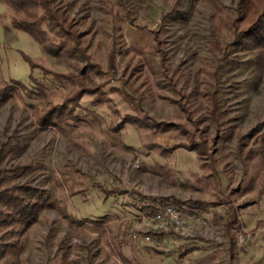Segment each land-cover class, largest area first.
<instances>
[{
    "label": "rangeland",
    "instance_id": "obj_1",
    "mask_svg": "<svg viewBox=\"0 0 264 264\" xmlns=\"http://www.w3.org/2000/svg\"><path fill=\"white\" fill-rule=\"evenodd\" d=\"M123 1L127 15L122 36L117 37L116 74L105 86L113 101L96 103L92 95L83 94L76 110L81 118L66 125L65 131L37 123L28 106L35 97L21 91L4 98L3 86L11 77L34 86L25 54L57 71L71 67L65 56L43 50L27 31L14 27L10 8L0 1V148H4L0 149V165H27L29 170L19 178L21 182L48 189L84 221L73 229L55 209H43L38 221L25 231L14 225L0 232V241L21 240L24 245L18 255L6 256L0 264H51L65 246L72 264H127L125 259L133 264H264V191L260 193L264 190V44L234 42L238 0ZM61 2H71L70 14L77 27L92 38L89 51L105 66L111 27L114 22L121 24L120 19L114 20L102 0ZM152 29L159 30L177 86L194 93L186 103L191 111L168 99L176 93L159 87L153 72L144 67L132 81V86L144 93L140 106L155 120L175 125L161 129L126 122L119 130L112 129L110 124L125 112H135L111 88L119 85L118 77L127 72L129 60L144 59L143 53L133 55L131 46L143 48L158 66V54L152 52ZM211 41L218 44L216 55L211 52ZM33 74L48 82L50 95L60 96L62 85L44 76L40 68H34ZM206 80H211L218 92L223 126L232 130L229 139L218 140L216 151L209 149L215 157L217 185L206 175L194 150L181 145L161 154L147 146L150 142L163 146L185 142L190 132L195 134V128L209 125L205 102L194 92ZM113 107L120 112L118 116ZM209 133L211 138L214 131ZM238 134L246 135L253 150L246 159L237 153ZM98 183L123 192L105 196ZM221 198L240 206L229 233L222 220L227 205L211 204ZM195 199L202 206L193 209L206 220L191 221L193 238L175 236L158 242L141 238L140 233L152 230L151 221L141 216L143 204L187 205Z\"/></svg>",
    "mask_w": 264,
    "mask_h": 264
},
{
    "label": "trees",
    "instance_id": "obj_2",
    "mask_svg": "<svg viewBox=\"0 0 264 264\" xmlns=\"http://www.w3.org/2000/svg\"><path fill=\"white\" fill-rule=\"evenodd\" d=\"M0 1L10 8L8 14L14 27L27 31L42 46L43 50L57 57L65 56L67 64L71 67L70 70L57 71L25 54L24 57L30 64L29 77L33 80L34 86H27L24 81L11 77L9 82L3 86L4 98L11 97L16 92L21 93V91L29 97H35L36 101L28 103V106L35 114L37 123L43 127L52 125L61 131H65L66 125H74V123H77V120H80L81 116L76 110L80 106V99L83 94L92 95L96 103H112L113 98L107 95L105 86L114 79L113 77L116 74L114 68L118 50L117 37L122 36L123 22L126 20L125 16L127 15L123 0H116L113 3H109L108 0H102L109 7V11L111 10L114 20L118 18L121 21V24L116 25L115 22L112 24L111 44L104 50L105 66H102L99 61L95 60L89 51L92 38L91 36L85 37V30H80L77 27V22L70 14L71 2L62 3L61 0ZM115 5L118 6L114 12ZM234 20V28L237 27L236 30L233 29L235 35L234 42L237 45H247L250 43H254L255 45L264 44V0H238ZM240 23L244 25L242 26ZM150 33L152 52L158 54L159 57L158 66L155 67L152 64L143 48L137 49L136 46H131L133 55L143 53L144 59H139L137 62L129 60L131 64H127V72L126 70L123 71L118 77L120 81L119 85L112 86L111 88L116 90L135 112H125L119 121L110 124L112 129L119 130L126 122L137 125H155L161 129L169 128L173 124L155 120L153 116L147 114L140 106V99L144 98V93L133 87L132 81L133 75L140 73L144 67L153 72L152 76L155 77V83L159 87H168L174 91V94L176 93V96L179 95L177 97L167 96L168 99L176 102L184 111H191L186 103L194 93L184 92L177 86V80L174 78V74L169 71L166 63L168 56L163 48V40L160 37L159 30L152 29ZM217 47V42L211 41L210 48L213 55H216L215 49ZM36 67L40 68L43 75L51 81L62 85L63 89L59 97L55 98L53 95H50L51 88L47 81L34 76L33 69ZM217 73L218 67L215 68L212 75L215 76ZM95 76L104 77V79L97 81ZM194 92L200 95L201 99L205 102V112L209 125L204 128H195V134L189 131V136H187L185 142H178L172 146H163L158 142H150L147 146L157 149L161 154L171 153L174 148L181 145L194 150L200 160L201 166L206 169V175L213 179L215 185H217V169L214 165L215 157L209 152V149L216 151L218 140L225 141L229 139L232 136V130L231 128L226 129L223 126L222 113L220 106H218V92L213 86L212 81L206 80L205 84ZM113 110L117 116L120 114L117 108L113 107ZM199 119L198 121H200ZM209 131H214V135L211 138H209ZM198 136L199 138H197ZM247 143L246 135L238 134L237 153L244 159L253 154L252 148H249ZM122 144L130 147L125 142H122ZM28 170L29 167L27 165H16L12 168L0 165V232L14 225L20 226L25 231L38 221L41 212L45 208L55 209L73 229H78L82 226L84 221L77 218L56 198H53L48 189L39 188L20 181L19 178L25 175ZM97 187L105 196L111 193L123 192L119 188H111L101 183H98ZM262 191L264 190H260V193ZM200 203L199 200L195 199L190 200L187 205L193 208V206H202ZM218 203H225L227 205L228 210L226 215L222 217V220L227 233H229L232 226L237 222L238 208L240 206L239 204H232L229 199L223 200L222 198L211 202V204ZM91 221L101 220L92 219ZM23 246L21 240L16 242L0 241V260L6 256L18 255L22 251ZM65 248L66 246L58 250L60 253L56 255V259L51 264H72V260L68 258ZM125 261L127 264H133L129 259H125ZM88 264L96 263L89 262Z\"/></svg>",
    "mask_w": 264,
    "mask_h": 264
},
{
    "label": "built area",
    "instance_id": "obj_3",
    "mask_svg": "<svg viewBox=\"0 0 264 264\" xmlns=\"http://www.w3.org/2000/svg\"><path fill=\"white\" fill-rule=\"evenodd\" d=\"M141 213L142 218L148 219L152 224V230L140 233L141 238L149 242L175 236L181 240L193 238L195 228L191 221L206 220L196 209L173 202H147L141 206Z\"/></svg>",
    "mask_w": 264,
    "mask_h": 264
}]
</instances>
